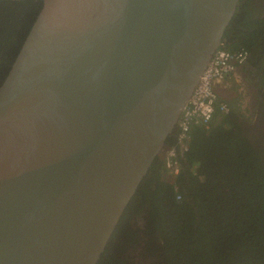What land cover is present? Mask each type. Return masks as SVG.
<instances>
[{"label": "water", "instance_id": "water-1", "mask_svg": "<svg viewBox=\"0 0 264 264\" xmlns=\"http://www.w3.org/2000/svg\"><path fill=\"white\" fill-rule=\"evenodd\" d=\"M41 1L0 87V264H98L241 0Z\"/></svg>", "mask_w": 264, "mask_h": 264}, {"label": "trees", "instance_id": "trees-1", "mask_svg": "<svg viewBox=\"0 0 264 264\" xmlns=\"http://www.w3.org/2000/svg\"><path fill=\"white\" fill-rule=\"evenodd\" d=\"M34 1L19 4L20 22L0 28V87L43 7ZM241 2L224 47L263 50L264 19L239 25ZM180 165L169 178L164 159L154 161L98 264H264V140L220 114L209 129L192 130Z\"/></svg>", "mask_w": 264, "mask_h": 264}, {"label": "flooded vegetation", "instance_id": "flooded-vegetation-1", "mask_svg": "<svg viewBox=\"0 0 264 264\" xmlns=\"http://www.w3.org/2000/svg\"><path fill=\"white\" fill-rule=\"evenodd\" d=\"M29 1L34 0H0V28L9 27L12 17L20 22L23 17V8L19 4ZM241 4L243 10L239 25L244 26L243 21L247 20L248 16L252 17L253 14H256V16L253 15L255 19H264V0H242ZM26 32L27 30L23 31L24 34ZM216 92L219 101L229 107V115L237 118L246 131L256 133L264 140V49H260L259 46L256 51L248 52L244 65L229 74L216 87Z\"/></svg>", "mask_w": 264, "mask_h": 264}, {"label": "built area", "instance_id": "built-area-1", "mask_svg": "<svg viewBox=\"0 0 264 264\" xmlns=\"http://www.w3.org/2000/svg\"><path fill=\"white\" fill-rule=\"evenodd\" d=\"M248 51H231L224 46L219 48L184 108L178 123L176 143L163 153L168 175L177 177L181 171L180 158L189 150L191 132L194 128L209 129L218 115H228L229 107L219 101L216 87L235 69L244 65ZM178 200L181 196L177 197Z\"/></svg>", "mask_w": 264, "mask_h": 264}, {"label": "rangeland", "instance_id": "rangeland-1", "mask_svg": "<svg viewBox=\"0 0 264 264\" xmlns=\"http://www.w3.org/2000/svg\"><path fill=\"white\" fill-rule=\"evenodd\" d=\"M169 178H171V176H169Z\"/></svg>", "mask_w": 264, "mask_h": 264}]
</instances>
